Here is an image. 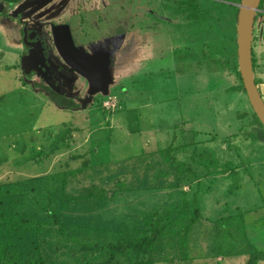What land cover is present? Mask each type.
<instances>
[{
  "label": "rangeland",
  "instance_id": "374dc122",
  "mask_svg": "<svg viewBox=\"0 0 264 264\" xmlns=\"http://www.w3.org/2000/svg\"><path fill=\"white\" fill-rule=\"evenodd\" d=\"M240 3L0 0V264H135L108 245L145 237L173 208L146 264H264V130L234 91ZM68 24L109 71L127 31L151 30L130 57L148 61L143 71L124 70L111 88L116 110L104 107L113 95L96 93L73 113L80 102L26 79L22 29L39 30L46 57L67 68L49 41ZM253 46L264 100V16ZM196 197L200 217L186 231Z\"/></svg>",
  "mask_w": 264,
  "mask_h": 264
},
{
  "label": "crops",
  "instance_id": "0c3cea01",
  "mask_svg": "<svg viewBox=\"0 0 264 264\" xmlns=\"http://www.w3.org/2000/svg\"><path fill=\"white\" fill-rule=\"evenodd\" d=\"M45 9L49 8L48 6H44ZM78 26V25H77ZM83 24L79 23L78 27L82 28ZM54 28H58L54 31V38L50 39L49 43L51 42V44H53V49L57 50V54L60 55V57H62L64 59V61L67 63V68H64L63 71H65V73L68 75V80H71V85H68L67 87H62L60 85H58L57 83L55 84L53 81H51V76L54 77V68L56 65H51L50 63L52 61H50L45 54V57L43 58V62H42V67L41 69V73H40V77H49V81L50 84H47L49 89L57 92L58 95H61L67 99H70L71 101L73 99H75L74 102H76V104L79 102L82 105L85 102H87V98H94L93 94L96 93H101V94H105L107 93V95H113L111 92V88H115L117 87V83L119 80V83L122 81L123 82V74L125 72H123L124 70L130 69V71H143L144 67L141 68V64L144 63H148V61L146 59H141V60H134V59H130V57L132 58V54H134V52L138 49V53H140L139 48L135 47V41H137V39L142 40V38L144 37V31H151L148 30V28L146 29H140L137 32L134 31H127L126 37L123 40V43L121 45V47H119L118 49H115L114 51V57H112V54L110 55L111 57V71L108 70L107 67V62L105 61L104 57L101 56H90L88 53H82L83 51H89V47H87L86 45H88V42L86 41V39L84 37H80L77 32L75 33L74 31V27L71 24L65 25V26H53ZM62 27V28H61ZM41 28V27H39ZM154 30V29H153ZM37 32H39V30H37ZM73 33L76 35V37L80 38V41L77 40L75 41ZM152 33V32H151ZM53 35V34H52ZM82 36V34H81ZM156 37V36H155ZM155 37L151 40V42H155V41H159V40H170L169 36H166L165 39L161 38V39H155ZM162 37V35H161ZM27 40V38H25ZM78 46H77V44ZM80 42V43H79ZM139 47L141 48V46L139 45ZM154 47H157L156 44L154 45ZM165 47H170V44L167 43L163 48L165 49ZM151 47H148V49H150ZM162 48V50H164ZM80 49V51L78 50ZM75 51L77 54H79L80 57H86L95 61H99L101 62L106 70V75H107V81H106V86L103 89H100L99 87H96L93 83V81L91 80V78H89L87 75L83 74L82 71H80L79 67L75 66V65H71L69 63V61L66 58V54H69L70 51ZM161 50V51H162ZM136 59V58H135ZM152 62H156V59L151 60ZM64 62V63H65ZM150 62V61H149ZM151 63V62H150ZM63 67V66H62ZM93 67H95L96 70L102 72V68L101 66H99L98 64H95ZM71 71H69V70ZM115 73H120L119 79L118 76L115 77ZM73 74H77V75H73ZM66 76V75H63ZM94 76V75H93ZM61 78V77H60ZM36 83H33V85H35ZM115 84V87L113 86ZM122 86V85H121ZM80 90L82 92H80ZM89 91L91 92V94H88ZM85 95L84 97L80 96V93H84ZM48 93V92H47ZM49 94V93H48ZM80 94V95H79ZM92 95V96H91ZM86 96H88L86 98ZM48 99L52 100L53 104H57L58 106H60V104L52 97H47ZM85 98V99H84ZM112 98H118L116 95H113ZM77 100V101H76ZM72 101V102H73ZM73 102V103H74ZM86 104V103H85ZM124 103L122 102V105ZM80 104L78 105V108H71V107H67L69 108L68 110L72 111L73 113L76 112L77 110H85V108H87L85 105H82V107H79ZM123 107V106H122ZM64 109V108H63ZM122 109V108H120ZM116 110V109H115ZM127 111V110H126ZM117 115L116 113H113L112 119L115 118ZM119 126L121 127V124H119ZM97 133V132H95ZM185 134H183L184 137ZM174 137H178L177 135H175ZM145 148L140 149V153L138 156H142L144 154ZM94 149L92 150L91 153H94ZM92 156V154H91ZM91 156L86 157V161H88L90 164L92 163L91 160ZM128 158L124 159L127 160ZM121 160L115 159L114 161H107V162H99L97 164H110V163H115Z\"/></svg>",
  "mask_w": 264,
  "mask_h": 264
},
{
  "label": "water",
  "instance_id": "95a60500",
  "mask_svg": "<svg viewBox=\"0 0 264 264\" xmlns=\"http://www.w3.org/2000/svg\"><path fill=\"white\" fill-rule=\"evenodd\" d=\"M263 0H241L238 5L239 13L237 18V47L238 60L241 78L247 92L250 104L264 125V100L256 83L254 61H253V42L254 30L258 13L261 11ZM41 47L31 49L23 58V71L26 76L32 75L39 62ZM66 58L71 65L79 67L83 74L87 75L96 87L103 89L106 86L107 75L104 65L86 57H80L74 50L66 54ZM98 64L102 72L93 67ZM94 75V76H93Z\"/></svg>",
  "mask_w": 264,
  "mask_h": 264
},
{
  "label": "trees",
  "instance_id": "16d2710c",
  "mask_svg": "<svg viewBox=\"0 0 264 264\" xmlns=\"http://www.w3.org/2000/svg\"><path fill=\"white\" fill-rule=\"evenodd\" d=\"M7 1H8V3H16L20 0H7ZM221 5L226 6L224 3H222ZM2 6H0V11L3 8ZM233 6H234L233 4H229V7H233ZM261 8L264 10V0L262 1ZM238 13H239V11H238ZM238 13L236 14V23H237ZM236 30H237V28H236ZM237 51H238V47H237V40H236V52ZM253 61H254V69H256L255 53H253ZM26 79L28 80V78H26ZM68 81L69 80H66V79L62 80L61 79V81H59L57 83L60 86L67 87ZM240 81H241L240 84L234 88V91L243 92L244 94L247 95V92L245 90V87H244V84H243L241 77H240ZM256 83H257V85H259V83H260L257 78H256ZM73 100L75 101V99H73ZM90 106H92V104H90L88 107H90ZM253 123L258 125V126H261L264 130V125L261 123V121L259 120V118L255 114V112L253 113ZM263 139H264V137L260 138V140H263ZM190 204L195 205L196 209H195V211L192 215V218L190 219V221L186 227V231H189L190 228L192 227V225H194L199 220L200 213H201L200 201L198 200L197 197L194 200H192L190 202ZM174 212H176L175 208L169 209V210L165 211L163 214L156 215L155 224L150 229V231L146 234L145 237H141V238H139L133 242L118 241V242H115L114 244H112V243L109 244L108 246L111 249V252H110L111 255L112 254L113 255H122L123 257L130 259L131 262L135 261V264H146L147 263L146 262L147 256L151 253L152 248L154 247L156 241L158 240V238L160 237V234L162 232L161 224L165 220H168L170 218V216L174 214ZM62 235H64V230H63V228H60L58 230V236H62ZM76 245H80L83 248H85V247H87L88 244L78 243ZM15 264H23V262H21L20 258L17 257V262ZM27 264H46V263L42 258H37L34 260H30Z\"/></svg>",
  "mask_w": 264,
  "mask_h": 264
},
{
  "label": "flooded vegetation",
  "instance_id": "af4514ba",
  "mask_svg": "<svg viewBox=\"0 0 264 264\" xmlns=\"http://www.w3.org/2000/svg\"><path fill=\"white\" fill-rule=\"evenodd\" d=\"M19 2H21V0L20 1H18V2H16V3H12V4H17V3H19ZM261 5H262V3H261ZM260 9H261V11L258 13V15H257V19H256V23H257V20H258V18L260 17V16H264V10L260 7ZM72 26H74L73 24H71ZM255 27H256V24H255ZM24 29V28H23ZM23 29H22V34H24V37H23V41H25V42H27V44L25 43V48H24V53H23V56L25 57L26 55H27V53L31 50V49H33V48H35V47H37V46H40L41 47V50H42V52H41V55H40V58H39V62H38V64H37V66H36V69H35V71L32 73V75H30V76H25V77H27V78H33V77H35V76H39L40 75V73H41V67H42V62H43V58L45 57V54H46V52L47 53H49V49H48V47H47V45L45 44V46H44V44H42V42L38 39V38H40L39 37V32H37L36 30L35 31H32V30H30L29 32H24L23 31ZM25 38H27V40H25ZM254 38H255V30H254ZM253 44H254V42H253ZM253 50H254V46H253ZM253 53H254V51H253ZM23 61V60H22ZM51 65H54V62L52 61L51 63H50ZM64 70V67H62V66H59V65H57V66H55V68H54V70H53V72H54V77L53 76H51V81H53L55 84L57 83V82H59V81H61V79L63 80V79H66V80H68V75L65 73V71H63ZM23 71V70H22ZM24 72V71H23ZM63 75H66V76H63ZM40 77V76H39ZM61 77V78H60ZM41 78V81H42V84L45 86V87H48V85L47 84H50V79H49V77H40ZM58 84V83H57ZM68 85H71V80H69L68 81V84H67V86ZM259 86V85H258ZM63 87V86H62ZM41 89V88H40Z\"/></svg>",
  "mask_w": 264,
  "mask_h": 264
},
{
  "label": "built area",
  "instance_id": "2783aa9c",
  "mask_svg": "<svg viewBox=\"0 0 264 264\" xmlns=\"http://www.w3.org/2000/svg\"><path fill=\"white\" fill-rule=\"evenodd\" d=\"M116 106H117L116 98H111L106 103H104V107L107 110H115Z\"/></svg>",
  "mask_w": 264,
  "mask_h": 264
}]
</instances>
